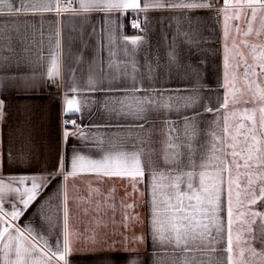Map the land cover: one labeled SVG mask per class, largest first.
<instances>
[{
  "label": "crops",
  "instance_id": "1",
  "mask_svg": "<svg viewBox=\"0 0 264 264\" xmlns=\"http://www.w3.org/2000/svg\"><path fill=\"white\" fill-rule=\"evenodd\" d=\"M210 3V9L184 10L188 13L184 18L169 9L90 12L86 14L87 19L74 16L71 12L59 17L52 13L44 14L45 28L53 19L61 22L59 84L48 80L46 68L43 69L45 75L41 77V69L36 63L25 62L19 66L16 63V57L23 61H36L37 56L45 58L46 62L50 60L47 31L43 34V44L40 43L39 34L34 44L29 40L31 50L18 40L6 39L0 43L3 49L0 58L5 63L11 61L6 70L0 68V77H6L0 81V100L4 101V118L0 120V160L5 154L16 156L23 153L27 157L20 166L5 164L0 176L6 179L9 175L47 174L63 158V169L57 170L54 179L44 189L45 197L41 203L45 204V208L41 211L35 205H30L25 213L27 219L20 217L15 223L21 227L31 226L48 239L53 249L57 240L62 244L66 229L70 245V253L66 257L69 264H129L130 258L136 264H153L155 259L148 232L150 176L146 174L143 179L137 178L138 182L133 188V181L129 177L105 176L87 168H78L74 174H69V158L73 149L80 147L81 140L74 135H70L66 141L63 139L65 120L76 121V126L67 125L69 133L82 129L85 136L124 134V130L118 127L124 120L105 108L106 103L122 98V92L72 93L67 87L73 80L78 87H83L89 65L93 62L97 66L107 67L109 48L112 47L108 40L109 28L116 38L113 50L117 52L118 60L124 58L120 50L125 43L123 37L143 38L141 44L128 43L127 47L135 49L131 59L135 60L140 72L147 71V66L151 65L153 87L166 90L170 95H189L195 87L201 105L220 108L218 112L201 111L204 127L213 121H220L222 117L227 118L226 140L228 145L234 146L228 147L227 152L236 151L240 154L235 160L241 167L237 169L232 163L234 158L228 155L229 172L225 173V177L235 179L238 172L239 178L242 175L244 158L248 152L242 154V123L238 120V112H229L231 101L227 95V85L231 74L227 68L228 51L231 30H236L235 43L242 39V21L253 12L247 11L249 7L246 0H228L227 4L225 0H210ZM76 6L73 4V7ZM256 8V21L253 19L262 23L264 8ZM127 16L129 25L131 19L137 17L140 27L131 30L129 26L130 32H125L124 20ZM260 26H264V23ZM189 28L195 39H185L184 34ZM170 54L175 56L173 63H170ZM184 69L191 71L186 72ZM29 77H36L35 92L25 94L17 85ZM66 94L80 102L76 105L81 109L79 112L64 115ZM225 98L227 107H221ZM81 154L87 155L86 152ZM92 158L98 159L99 156L93 154ZM12 187L23 191L31 187V182L26 181L23 185L16 183ZM221 199L225 201V211L221 216L227 227L226 192ZM251 207L261 213L255 217V221H264V198L258 199ZM5 210H10L8 205H5ZM230 219L232 255L236 264H242V252H246L249 244L260 254L258 264H264V229L261 227L258 232L255 231L257 236L252 233L250 239L246 240V236L243 240L242 223L237 225V222H242V214L233 212ZM52 264H64V261L55 257L52 258Z\"/></svg>",
  "mask_w": 264,
  "mask_h": 264
},
{
  "label": "snow or ice",
  "instance_id": "2",
  "mask_svg": "<svg viewBox=\"0 0 264 264\" xmlns=\"http://www.w3.org/2000/svg\"><path fill=\"white\" fill-rule=\"evenodd\" d=\"M73 4L77 6L73 7ZM246 5L252 8L255 18L256 6L264 8V0H246ZM211 7L210 0H0V43L6 39L18 40L31 50L29 40L34 44L36 35L39 34L40 43L43 44V34L47 31L50 60L46 62L45 58L37 56L36 61H23L16 57V63L17 66L25 62L36 63L41 69V77L45 75L43 69L46 68L48 80L59 84L61 22L53 19L45 28L44 14L52 13L59 17L65 12H71L74 16L87 19L86 14L90 12L169 9L184 18L188 15L184 10ZM132 27L139 28V22L133 20ZM108 32L109 45L112 47L109 48L107 67L97 66L93 62L89 65L88 77L83 87H78L75 80L67 84V87L72 93L122 92V98L106 103L105 108L124 120L123 124H118L124 134L85 136L82 129L69 133L67 125L76 126V121L65 120L63 139L66 141L70 135H74L81 140L80 147L73 149L69 158V174H74L78 168H87L105 176L129 177L133 181V188L138 182L137 178L143 179L146 174L150 176L148 232L149 242L155 251L153 264H236L232 255L230 218L232 185L235 183L239 188L240 173L235 179L225 177V173L229 172L227 156L234 158L232 163L237 169L241 165L235 160L239 153L227 152L228 147H234L228 145L226 140L227 118L222 117L220 121H213L208 127H204L201 111L218 112L219 107L201 105L198 89L195 87L189 95H170L166 90L153 87L151 65L147 66V71L140 72L135 60L131 59L135 49L127 47L128 43L141 44L143 38L123 37L125 43L120 50L124 58L118 60L117 52L113 50L116 38L112 35L111 28ZM184 36L185 39H195L191 36V28ZM9 48L11 49V44ZM0 51L3 49L0 48ZM174 61V54H170V63ZM8 63L0 58V68L6 70ZM4 79L6 77H0V81ZM17 87L25 94L35 92L36 77L22 80ZM249 102L244 101L245 104ZM251 102L264 104V95L254 96ZM79 103L66 94L64 115L79 112L81 109L76 106ZM221 107H227V98ZM3 109L4 101L0 100V120L4 118ZM261 112V127L264 128V107ZM253 140L255 143L249 147L243 167L260 171L245 173L248 176V187L244 189V193L249 204L264 198V187L260 189V197H257L251 187L254 183L252 175L264 178V158L260 155L259 141L256 137ZM81 152H86L87 155H82ZM93 154L99 158H92ZM26 160L23 153L16 156L5 154L0 160V172L7 163L20 166ZM63 167L64 160L61 158L56 168L47 174L9 175L6 179L0 176V264H52V258L55 257L64 261V264H69L66 257L70 253V245L66 229L62 244L57 240L53 249L48 239L31 226L21 227L15 223L20 217L27 219L25 213L30 205H35L41 211L45 208V204L41 203L45 197L44 189L54 179L57 170H62ZM26 181L31 182V187L24 188L23 191L12 187L16 183L23 185ZM224 192L227 193V227L221 216L225 211V201L221 199ZM239 197L240 193L237 192V199ZM5 205L10 210H5ZM252 215L254 219L249 225V232L255 224V217L261 213L254 212ZM250 250L254 255L257 254L254 249ZM129 264H136V261L130 258Z\"/></svg>",
  "mask_w": 264,
  "mask_h": 264
},
{
  "label": "rangeland",
  "instance_id": "3",
  "mask_svg": "<svg viewBox=\"0 0 264 264\" xmlns=\"http://www.w3.org/2000/svg\"><path fill=\"white\" fill-rule=\"evenodd\" d=\"M247 11L251 12L252 8L249 7ZM256 16L257 14H255V21ZM255 21L253 13H249L245 21H242V39H238L236 43V30H231V45L228 51L229 67H227L228 60H226V67L231 74L228 78L227 95L231 101L229 112L232 114L238 112V120L242 123V154L248 152L249 147L255 143L253 137H256L259 141L260 155L264 158V128L261 127V108L264 104L251 102L254 96L264 95V26H260L264 22ZM245 100L250 102L245 104ZM244 170L246 168L242 167V175L238 181L239 188L235 183L232 185V213L242 214V222H237V225L242 223V239L244 240L247 236V240L251 238L252 233L257 236L255 233L261 227L264 229V221H255L252 231L249 232V225L254 219L252 213L256 211L251 207L254 204L248 203V197L244 193V189L248 187V176L245 173H256L260 170L256 168ZM251 179L254 181L251 187L257 197H260V189L264 187V178L252 175ZM237 192L240 193L239 199H237ZM250 249L252 247L249 244L246 246V252H242V264H258L260 254L255 251L257 254L254 255Z\"/></svg>",
  "mask_w": 264,
  "mask_h": 264
},
{
  "label": "trees",
  "instance_id": "4",
  "mask_svg": "<svg viewBox=\"0 0 264 264\" xmlns=\"http://www.w3.org/2000/svg\"><path fill=\"white\" fill-rule=\"evenodd\" d=\"M124 30H125V32H130L129 24H128V16L124 20Z\"/></svg>",
  "mask_w": 264,
  "mask_h": 264
},
{
  "label": "built area",
  "instance_id": "5",
  "mask_svg": "<svg viewBox=\"0 0 264 264\" xmlns=\"http://www.w3.org/2000/svg\"><path fill=\"white\" fill-rule=\"evenodd\" d=\"M133 20H136V21H139V20H138L137 17H134V18L131 19V22H130V25H129L131 30H136V28H133V27H132V22H133Z\"/></svg>",
  "mask_w": 264,
  "mask_h": 264
}]
</instances>
